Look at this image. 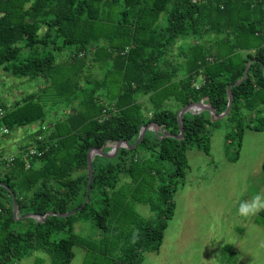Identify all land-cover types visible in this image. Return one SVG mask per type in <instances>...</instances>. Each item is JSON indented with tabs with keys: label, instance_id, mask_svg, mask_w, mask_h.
Segmentation results:
<instances>
[{
	"label": "trees",
	"instance_id": "1",
	"mask_svg": "<svg viewBox=\"0 0 264 264\" xmlns=\"http://www.w3.org/2000/svg\"><path fill=\"white\" fill-rule=\"evenodd\" d=\"M68 48L62 77L54 69ZM1 68L53 79L49 94L68 113L45 121L36 94L0 104L10 132L52 122L34 155L1 166L0 264L37 251L70 264L75 246L90 256L105 245L120 253L110 264H141L175 214L187 151L209 154L220 120L239 146L246 129L264 131V0H0ZM78 221L96 238L80 237Z\"/></svg>",
	"mask_w": 264,
	"mask_h": 264
},
{
	"label": "rangeland",
	"instance_id": "2",
	"mask_svg": "<svg viewBox=\"0 0 264 264\" xmlns=\"http://www.w3.org/2000/svg\"><path fill=\"white\" fill-rule=\"evenodd\" d=\"M192 42L197 44L196 40ZM65 51L54 69L62 73V77L66 76L63 75L64 60L71 49ZM173 63H176V57ZM86 69V74H92L90 66ZM201 81L198 78L197 85ZM52 84L50 78L19 80L1 68L0 104L10 108L25 96L36 94L46 108L45 121L49 116L64 118L68 112L58 111V107L65 109V105L59 104L58 96L49 94ZM84 86L90 87L91 83ZM50 123L35 122L18 127L11 130L10 136L0 133V144L10 143L4 146V153L16 155L19 145L28 142V146H24L32 147L41 125L48 127ZM231 131L232 125L220 120L213 128L209 154L197 147L187 151L189 168L174 194L175 214L168 221L159 251L145 252L141 264H264V212L249 218L237 214L242 200L250 199L257 192L264 193V131L246 129L240 146L236 136L226 137ZM235 156L238 157L233 160ZM132 208L143 217L151 214L150 208L143 204L134 203ZM74 230L87 241L98 234L91 222L78 221ZM74 253L70 264H110V260L120 255L107 245L99 248L95 255L88 256V250L82 246H75ZM38 258H43V264H50L48 255L40 251L16 264H36Z\"/></svg>",
	"mask_w": 264,
	"mask_h": 264
},
{
	"label": "clouds",
	"instance_id": "3",
	"mask_svg": "<svg viewBox=\"0 0 264 264\" xmlns=\"http://www.w3.org/2000/svg\"><path fill=\"white\" fill-rule=\"evenodd\" d=\"M264 212V193L257 192L248 200H242L237 208V214L243 218L256 216Z\"/></svg>",
	"mask_w": 264,
	"mask_h": 264
},
{
	"label": "built area",
	"instance_id": "4",
	"mask_svg": "<svg viewBox=\"0 0 264 264\" xmlns=\"http://www.w3.org/2000/svg\"><path fill=\"white\" fill-rule=\"evenodd\" d=\"M193 109L200 111L201 107L196 106V107H193ZM5 114L6 112L4 108L0 105V132L4 134H9L10 129L3 125L4 124L3 119H4ZM22 149L23 150L20 149V151L18 152L16 156H2L0 154V166H10L15 162L17 158H23V159L28 158L29 155H34L36 153V150L32 147H29V148L25 147ZM27 167H29L28 164H27Z\"/></svg>",
	"mask_w": 264,
	"mask_h": 264
},
{
	"label": "water",
	"instance_id": "5",
	"mask_svg": "<svg viewBox=\"0 0 264 264\" xmlns=\"http://www.w3.org/2000/svg\"><path fill=\"white\" fill-rule=\"evenodd\" d=\"M248 70V68H246V71ZM229 95H230V98H229V106H228V109H227V111L223 114V115H220L218 118H222V117H224V116H226L228 113H229V111H230V109H231V106H232V95H231V93L229 92ZM190 108H192V106L191 107H186L185 109H183V111H181V113H180V121H181V118H182V115L187 111V110H189ZM147 130V127L142 131V133H141V135H140V138L143 136V134H144V132ZM91 181H92V173H91V178H90V183H89V188H88V190H90V185H91Z\"/></svg>",
	"mask_w": 264,
	"mask_h": 264
},
{
	"label": "crops",
	"instance_id": "6",
	"mask_svg": "<svg viewBox=\"0 0 264 264\" xmlns=\"http://www.w3.org/2000/svg\"><path fill=\"white\" fill-rule=\"evenodd\" d=\"M12 132V131H11ZM11 132H9L10 134L8 135V134H6V135H3V134H1V136H10L11 135ZM11 138V137H10ZM8 140V139H7ZM29 143V142H28ZM28 143H24V144H20L19 145V151H20V149H22L21 147H24L25 148V146H28ZM8 144H10V143H8ZM8 144H0V154L2 155V156H16V155H14V154H9V153H4V146H6V145H8ZM25 145V146H24ZM18 151V152H19ZM2 167L0 166V169H1Z\"/></svg>",
	"mask_w": 264,
	"mask_h": 264
}]
</instances>
